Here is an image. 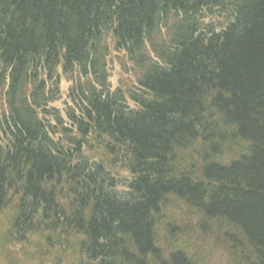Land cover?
Masks as SVG:
<instances>
[{
    "label": "trees",
    "instance_id": "trees-1",
    "mask_svg": "<svg viewBox=\"0 0 264 264\" xmlns=\"http://www.w3.org/2000/svg\"><path fill=\"white\" fill-rule=\"evenodd\" d=\"M171 204L220 264H264V0H0V256L201 264Z\"/></svg>",
    "mask_w": 264,
    "mask_h": 264
},
{
    "label": "rangeland",
    "instance_id": "rangeland-1",
    "mask_svg": "<svg viewBox=\"0 0 264 264\" xmlns=\"http://www.w3.org/2000/svg\"><path fill=\"white\" fill-rule=\"evenodd\" d=\"M107 64L109 65V83L113 89H116L121 84L125 86H131L133 84L132 80L133 78L136 79L137 76V74H135V70L127 60L125 54L123 52L116 51L113 48V44H111V46L109 45V56L107 58ZM69 87L70 84L67 81L62 80L61 97L56 103L52 105V107L63 109L65 102L68 100L67 91ZM170 206V211L168 208L166 212L168 213L174 211V215L171 214L170 217L167 218V220L171 225H177L183 229H181L182 231L179 232L181 236L178 237V235H176V228L171 227L170 234L177 238L175 241L169 240L170 234L167 231L165 232V230H162V233H159V242L161 244V248L165 249L167 247V243H169L168 245H170L171 250L182 249L186 253V250H188L191 254H193V256H191L187 253L188 256H190L191 258L194 257V259L201 264H220L221 261H224V258L221 257L219 252L220 244H214L211 241H207V239L211 238L208 235H199V232L196 228L195 219L188 220L187 217H177L179 216V211L183 210L181 206H179L178 204H171ZM204 225L208 227L207 231L211 233V226L205 223ZM215 232L216 231L213 230L212 234L216 237ZM168 240L171 242H169ZM165 241L168 242L166 243ZM32 251L33 250L31 249L28 253H32ZM13 256L15 258V262L12 264H26L23 263L25 257L21 252L16 253V255L13 254ZM203 256H205V258ZM65 259L67 260L66 264H72V259H69L68 256ZM58 260L60 262L64 261L62 259ZM0 264H9V262L6 261L4 257L0 256ZM38 264H42V262H38ZM43 264L51 263L48 261H44Z\"/></svg>",
    "mask_w": 264,
    "mask_h": 264
},
{
    "label": "bare ground",
    "instance_id": "bare-ground-1",
    "mask_svg": "<svg viewBox=\"0 0 264 264\" xmlns=\"http://www.w3.org/2000/svg\"><path fill=\"white\" fill-rule=\"evenodd\" d=\"M226 17H219V19H221V20H224ZM178 21V18H175V17H172L169 21H168V24L170 25V24H173V23H175V22H177ZM111 32V31H110ZM152 56H153V58L154 59H156L157 60V58H156V56L154 55V54H152ZM132 82H133V84H135V82H136V79L135 78H133V80H132ZM204 228H205V230H207V228L204 226Z\"/></svg>",
    "mask_w": 264,
    "mask_h": 264
}]
</instances>
